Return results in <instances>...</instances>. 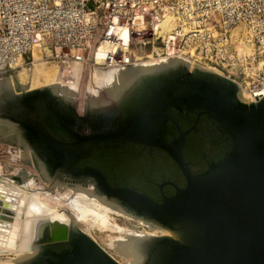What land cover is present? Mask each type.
<instances>
[{
	"label": "water",
	"instance_id": "obj_1",
	"mask_svg": "<svg viewBox=\"0 0 264 264\" xmlns=\"http://www.w3.org/2000/svg\"><path fill=\"white\" fill-rule=\"evenodd\" d=\"M189 64L175 56L117 66L119 81L87 91L82 115L74 91L60 82L26 89L16 81V91L9 76L2 77L0 96L6 90L18 98L49 96L27 101L24 109L33 114L25 123L43 148L42 156L55 162L49 167L53 175L30 162L21 147L5 137L1 124L17 131L22 118L0 116V141L35 166L51 188L58 185L100 198L160 230L116 239L114 248L130 258L128 264H264V96L245 99L234 80L197 64L191 69ZM58 99L70 106L67 114L61 112ZM116 99L125 103L116 105ZM174 109L211 118L229 141L226 156L203 172H192L182 152L190 129H182ZM168 121L178 130L170 141L162 136ZM126 142L165 150L184 174L185 186L156 201L135 188L113 185L98 167L75 165L100 145ZM11 178L19 182L17 175ZM31 214L23 210L21 222ZM34 226L24 250L27 256L12 264H123L73 221L41 213ZM62 241H68L70 252L46 248Z\"/></svg>",
	"mask_w": 264,
	"mask_h": 264
},
{
	"label": "built area",
	"instance_id": "obj_2",
	"mask_svg": "<svg viewBox=\"0 0 264 264\" xmlns=\"http://www.w3.org/2000/svg\"><path fill=\"white\" fill-rule=\"evenodd\" d=\"M175 56L241 68L261 99L264 0H0V77L54 64L80 111L117 66Z\"/></svg>",
	"mask_w": 264,
	"mask_h": 264
},
{
	"label": "bare ground",
	"instance_id": "obj_3",
	"mask_svg": "<svg viewBox=\"0 0 264 264\" xmlns=\"http://www.w3.org/2000/svg\"><path fill=\"white\" fill-rule=\"evenodd\" d=\"M250 48L252 49V47ZM35 66L36 70L35 73L33 72V75L31 74L32 78L29 83V88H34L38 84L51 85L56 82L58 69H54L44 62L36 63ZM23 74L25 73L23 72ZM27 75L25 76L27 77ZM37 75L38 77H40L39 75H42V78L40 77L38 79L36 77ZM19 76H22V74H19ZM104 78L105 86L119 81L117 71L108 72L105 74ZM11 83L16 84L13 79ZM244 95L246 99H254L250 94ZM11 148L14 151L13 153L18 152L15 148ZM17 155L18 158H24L20 159L22 162H27L23 155L18 153ZM16 172H19V170ZM8 179H11L13 182ZM35 181L36 179L33 178V180L26 181L24 184L19 185V182L12 179L10 174L0 175V254H5L6 252L9 253L11 251H15V253H13L16 254V257L14 258H7L5 260L6 264H12L16 259H23L27 256L24 250L33 238L34 225L41 213H45L49 218L61 222L73 221L86 232H90L93 225H98L100 228L108 230L124 232L126 234L132 233L127 232L125 228L118 225L107 224L111 213L120 214L122 212L115 209L102 199L75 190L72 192V189L70 191L66 190V192L65 189L68 188H64V192L61 191L62 194H58L57 191H55V189H60L58 185L54 187V190L51 189L50 192H55L54 195H51L46 188L39 186L35 189ZM14 182L18 184H14ZM55 199H61L63 202H56ZM63 205H68L69 209L65 208ZM59 206L64 207L62 212H58ZM23 210H25L26 213L30 210L32 214L30 217L27 216L24 218L23 222H21ZM90 220H93L94 223H91ZM141 224L145 223L141 221ZM136 229L139 231V234L144 233L140 226H137ZM2 262L5 264L4 261Z\"/></svg>",
	"mask_w": 264,
	"mask_h": 264
},
{
	"label": "flooded vegetation",
	"instance_id": "obj_4",
	"mask_svg": "<svg viewBox=\"0 0 264 264\" xmlns=\"http://www.w3.org/2000/svg\"><path fill=\"white\" fill-rule=\"evenodd\" d=\"M6 93L1 94L0 96V116L3 117H9V118H17L19 117L22 118L23 121L20 120V122L18 121L19 127H18V134L17 131L14 130V128L10 127L9 125H5V124H1V128L4 131L5 137L8 138L10 140V142L13 145H17L19 147H21V149L24 151L25 154H27L28 156V160L31 162L33 161L34 164H38V165H43L46 167V170L49 172L50 175H53V171H51L52 169L49 168L51 165H53L55 162H53L51 159H46L44 158L43 155V148L40 146V144L37 142V140L32 136V132L28 126V124H26V120L25 117L30 116L31 115V111L30 110H25V104L27 101H30L32 99H37V98H46L49 97L45 94L39 93V94H33V95H24L23 97H15L13 94L7 92V90L5 91ZM49 95V94H48ZM125 101V100H124ZM124 101H120V100H115L114 104L116 105H123L125 102ZM58 103L60 104V110L61 112H63V114H67L69 111V105H67L62 99H58ZM23 109V110H22ZM78 113L79 114H83V111H80L78 108ZM91 113V110H88V114ZM173 114L175 116V119L177 120V122L180 124V126L182 127L183 130H187L190 129L189 132L186 134L185 139L183 141L182 144V152L184 149H188L190 148V143L188 142V134L192 131L195 132H201V133H206L208 135L212 134L213 135V146L212 150L216 151L218 149V146H221L222 144L225 145V148H230V144L228 139L226 138V136L216 127L215 123L213 122V120L211 118H209L206 114H200L198 115L196 112H192V111H180L177 109L173 110ZM205 115V116H203ZM210 120V122H209ZM183 122L185 123H190V125L187 128H183ZM176 135H178V130L176 128V126L174 125V123L168 121L166 123L165 129L162 132V136H164V138L166 140H172ZM125 144H135V145H142V146H149V145H144V144H137V143H117V144H106V145H100L99 147L93 149L90 153H87L85 155L80 156L77 161L75 162V165L77 167H84V166H95L98 167L96 165H93L85 160H83V158L88 157L90 155H92L94 153L95 150L100 149L101 147H107V146H113V147H118L120 145H125ZM31 147L34 153H32L31 150L27 149L28 147ZM149 147H153V148H158V149H162L159 147H155V146H149ZM223 149V148H222ZM163 150V149H162ZM165 151V150H164ZM227 151V152H228ZM226 152V153H227ZM184 155V153H183ZM216 156H220V154L216 155ZM225 157V156H224ZM223 157V158H224ZM218 159V161L222 160ZM215 160V158L211 155L208 158L204 159V162L200 161H195L193 163H195V165L197 164L198 166H195L192 170V172L194 173H200L203 172L204 170H206L211 164L218 162ZM188 165L190 164L189 161ZM29 163V162H27ZM203 164L206 165V169H202ZM190 167V165H189ZM107 177V179L113 184V185H120L117 181L116 176L114 175V173H112L111 175L106 173L104 170H102L100 167H98ZM178 169L180 170V176L183 180L184 178V182L182 181L181 184L177 183L174 179L171 178H167L165 180H163L162 182L158 183L159 185V196L158 198H154L150 195L152 199L156 200V201H161L164 197V195H172L176 192L177 187H184L186 184V178L184 176V174L182 173L181 169L178 166ZM18 177L19 182L23 181V175H25V171L20 172L19 174H16ZM121 186V185H120ZM130 187V186H129ZM134 188V187H132ZM136 189V188H135ZM144 193V192H143ZM70 237H72V235H70ZM46 248L48 250L51 251H56V252H70L71 251V247L68 245V241H62V242H56L50 245H47ZM32 264H43V263H37L34 262Z\"/></svg>",
	"mask_w": 264,
	"mask_h": 264
},
{
	"label": "trees",
	"instance_id": "obj_5",
	"mask_svg": "<svg viewBox=\"0 0 264 264\" xmlns=\"http://www.w3.org/2000/svg\"><path fill=\"white\" fill-rule=\"evenodd\" d=\"M189 125L190 123L183 122V128H187ZM188 139V142L191 144L190 148L184 149L183 153L185 160L190 162L191 169L198 166L193 163L195 161L201 160L204 162V159L211 155L218 161V159L223 158L228 153V148H225L224 144L218 146L216 151L209 149H205L204 153L196 151L194 143L198 139L205 140L210 147L213 146L212 134L208 135L199 131H192L188 134ZM193 154L196 156L191 158ZM218 154L220 156H216ZM125 156L130 159L128 160L129 162H134L137 165L130 166L127 164L129 162L123 159ZM83 160L100 167L110 175L114 173L121 186L134 187L154 198L160 197L158 183L163 180L171 178L179 184L185 181L184 178L182 180L178 165L169 153L149 146L125 144L118 147H101L95 150L92 155L83 158ZM202 169H206L205 164H203Z\"/></svg>",
	"mask_w": 264,
	"mask_h": 264
},
{
	"label": "rangeland",
	"instance_id": "obj_6",
	"mask_svg": "<svg viewBox=\"0 0 264 264\" xmlns=\"http://www.w3.org/2000/svg\"><path fill=\"white\" fill-rule=\"evenodd\" d=\"M239 31H241V28L240 29L239 28L236 29L234 31V33L237 34ZM246 46L247 47H245V49L246 48L248 49L249 45H246ZM248 51L251 52L250 49ZM49 66H51L54 69H57V68H55L56 66L54 64H49ZM189 66H190L191 69H193L194 68V63H190ZM35 70H36V66H34L32 68V70L20 69V70H16L14 72H11V73H9L7 75H3L2 77L9 76L10 81H12V79L14 80V82L18 81L19 83H21L20 85L24 86L26 89H36V88H39V87L47 86L48 84H44V85H39L38 84L39 86L37 85L34 88H29V83H30V80L32 78L33 72L35 73ZM210 70L215 71V72H218L219 74L224 75V76H226V77L234 80L240 86V89L242 91V95L243 96H245L244 94H246V95L250 94V87L251 86L243 82L244 74H243V70L241 68H240V70L239 69H237V70L235 69L232 72L229 71V70L227 71L225 69H220V68H218V69L217 68H210ZM23 72L25 74H23ZM26 72H28V73H26ZM19 74L20 75L22 74L23 77L22 76H19ZM25 75H27L28 79H27V77ZM39 76L42 78V75H39ZM2 77H0V78H2ZM36 77L38 79L40 78V77H38V75ZM23 79H24L25 82L23 81ZM52 84H54V83H52ZM13 87L17 91L16 84H13ZM194 144L196 146L195 147L196 148V151L199 152V153H204L205 149H209V150L212 151V147H210L207 144V142H205V140L198 139L197 142L194 143ZM11 147H13V146L10 145V144H8V143H5V142L0 141V168H1L0 169L1 170L0 171V175H9V174L10 175H16V174H18L20 172L25 171V175H23V182H20L19 185L24 184L26 181L33 180V178H34V179H36L35 184H34L35 185V187H34L35 189L40 186V187L46 188L49 192L51 191V189L54 190V188H51L50 182H47V181H44V180L41 179L38 169L35 166L31 165L30 162L27 159H26V161L29 162V163L22 162L20 159H22L23 157H19L18 158L17 153L18 154H20V153L19 152L13 153L14 151L12 150ZM194 156H196V155L195 154L191 155V158H193ZM123 159L126 160L127 162H129L128 160H130L126 156ZM127 164H129L130 166L137 165L134 162H129ZM18 170H19V172H16ZM8 180L11 181V182H13L11 179H8ZM14 184H18V183L14 182ZM66 190L67 191H70L71 189H65V191ZM55 191H57L58 194H62L61 191L64 192V190H60L59 188L58 189H55ZM72 192H73V190H72ZM54 193L53 192H50L51 195H54ZM55 201L56 202H63L61 199H55ZM63 206L65 208L69 209V206L68 205H63ZM61 207L62 206H59L58 207V212H62L63 211V208L64 207H62V208ZM123 214L124 213H120V214L111 213L110 214V218L107 221V224H110V225H118V226H120L122 228H125V230L127 232H132L134 234H139V231L136 229L137 226H140L141 230L144 233L145 232L146 233H150V234H153V233L154 234H160L161 233L160 230H158V229L156 230V229L151 228V227H149V226H147L145 224H141V221L140 220L134 219V218H132L130 216H127L126 214H124V215ZM90 222L91 223H94L93 220H90ZM88 233H90V235L108 253H110L112 256H114L116 259H118L120 262H122L123 264H128L129 263L130 258L124 257V256L120 255L116 251V249L114 248V244H115L116 239L118 237L122 236V235H125L126 233H124V232H118V231H114V230H108V229H104V228H100L98 225L97 226L96 225L95 226L93 225L92 226V229ZM13 252L15 253V251H11L9 253L6 252L5 254L4 253L3 254H0V263L1 264H4L2 262V261H4L5 264H6V261L5 260L7 258H14V257H16L15 256L16 254H14Z\"/></svg>",
	"mask_w": 264,
	"mask_h": 264
}]
</instances>
